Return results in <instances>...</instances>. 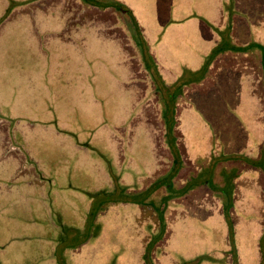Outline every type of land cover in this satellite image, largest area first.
Returning <instances> with one entry per match:
<instances>
[{
    "label": "rangeland",
    "instance_id": "1",
    "mask_svg": "<svg viewBox=\"0 0 264 264\" xmlns=\"http://www.w3.org/2000/svg\"><path fill=\"white\" fill-rule=\"evenodd\" d=\"M93 1L0 0V264H145L168 193L154 264H264L259 68L183 87L221 35L264 47V0H113L159 86L128 15Z\"/></svg>",
    "mask_w": 264,
    "mask_h": 264
},
{
    "label": "trees",
    "instance_id": "2",
    "mask_svg": "<svg viewBox=\"0 0 264 264\" xmlns=\"http://www.w3.org/2000/svg\"><path fill=\"white\" fill-rule=\"evenodd\" d=\"M84 2H87L89 4H92V5H95L97 7H100L99 4L95 3L93 0H83ZM109 4H106V6L104 7H112L113 8L115 7V9L119 10H123L124 13H126L128 16V22L125 24V26L127 27V31L130 35V38L133 42V44L135 45V47L137 48V50L139 51L138 54H139V58L143 61V64L146 68V70L150 73L152 79L154 80V83L156 86H159V75H158V70H157V66H156V62L153 58V56L149 53L148 51V47L144 41V37L142 35V31L141 29L139 28L137 22L134 20L132 14L129 12V10H126V8H124L120 3H118L117 1H113L111 0V2H108ZM111 3V4H110ZM109 5V6H108ZM111 5V6H110ZM222 37V41L217 45V47L212 51L211 53V56L209 57V60L208 62L209 63H205V66L200 70L202 72V75L197 77V79H195L194 81H189V82H185L183 83V87L184 86H187L189 89H192L193 86H199L203 83V81L205 80V77L204 75L206 74L207 71H209V66H210V63L213 61L215 62L217 58H219L220 55H222L223 53H229L231 55H235V56H242V57H246L248 59H253L254 62H257V64H260L258 67L259 68V78L261 80V85H262V88L264 89V47L258 43H254V44H250L244 48H239V47H236L235 45H232L230 43H228L226 37H224V35H221ZM227 42V44H224L222 42ZM152 62V63H151ZM155 62V63H154ZM212 62V63H213ZM151 63V65H150ZM155 64V65H154ZM154 66V68L152 67ZM153 68V70H152ZM151 70V71H150ZM183 78H181L180 81H182ZM195 82V83H193ZM188 84V85H187ZM190 84V85H189ZM188 88H183L184 90H188ZM182 89V90H183ZM261 98V97H260ZM164 108H163V115H164V118H165V126L167 127V117H166V111H167V102L164 101ZM171 126L170 129L172 127L175 128V121L172 120V123L169 125ZM180 137V136H178ZM263 145V144H262ZM260 144V149L263 150L262 152H264V145L262 146ZM257 164V165H256ZM256 164L254 165V167H257L259 166L260 169L263 170V167L264 165L263 164H260V162H256ZM209 183V182H208ZM210 186L209 187H212L211 185V182L209 184ZM227 189L226 191H224L227 196L223 197V203L225 204L224 205V210H223V217L225 219V221L227 222V225H228V229H229V234L232 236L233 233H234V229H233V226L234 224L232 223V219H231V213H230V210L231 208H233L234 206L232 205L233 204V198L231 197V193H232V190H233V184L232 183H227ZM162 187V186H161ZM154 189L153 190H157L158 188V185L157 186H154L153 187ZM186 191L183 190L181 192V195L182 196L184 194V192ZM154 192V191H152ZM151 192V193H152ZM148 197V195H147ZM173 199L175 198H172V195L170 193L166 194V196H164V198L162 199V202H163V205L164 207L161 208V210H156L159 214V228H160V233L155 235L146 245V247L144 248V254L142 256L145 264H154L153 263V252H154V247L156 246V243L158 241L161 240V235H162V232H164V228H165V219H164V213H163V210H165L166 206H168L169 203H174L176 200H178V198L174 201V202H171ZM145 201V200H144ZM142 202V205H152V198H149V200ZM263 231H264V225H263ZM263 240H264V236L261 240V247H263ZM189 264V263H187Z\"/></svg>",
    "mask_w": 264,
    "mask_h": 264
},
{
    "label": "crops",
    "instance_id": "3",
    "mask_svg": "<svg viewBox=\"0 0 264 264\" xmlns=\"http://www.w3.org/2000/svg\"><path fill=\"white\" fill-rule=\"evenodd\" d=\"M228 59V60H226ZM224 60V62L226 63H230L232 62L233 64V67L237 68V69H240L239 72H245V75L248 77L250 74H249V71H248V67L249 65L248 64H251V59H248L246 57H242V56H235V55H231L229 53H223L222 55L219 56V58L216 59L215 62H213L214 65H219V63ZM247 68V69H246ZM246 69V70H245ZM210 70V69H209ZM209 74V73H208ZM207 74L205 80L203 81L204 82H210V83H213L209 80V75ZM249 78V77H248ZM262 144V143H261ZM260 146V145H259Z\"/></svg>",
    "mask_w": 264,
    "mask_h": 264
},
{
    "label": "flooded vegetation",
    "instance_id": "4",
    "mask_svg": "<svg viewBox=\"0 0 264 264\" xmlns=\"http://www.w3.org/2000/svg\"><path fill=\"white\" fill-rule=\"evenodd\" d=\"M253 61H254V60H253ZM255 64H257V62H256ZM259 65H260V64H257V66L255 67L256 70H257V67H260ZM262 144H263V142H262ZM262 144H261V145H262Z\"/></svg>",
    "mask_w": 264,
    "mask_h": 264
}]
</instances>
